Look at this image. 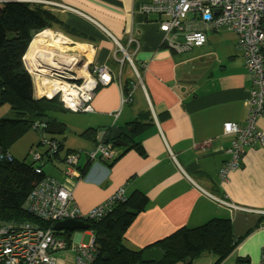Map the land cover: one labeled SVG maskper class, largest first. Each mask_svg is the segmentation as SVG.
<instances>
[{"label":"crops","instance_id":"0c3cea01","mask_svg":"<svg viewBox=\"0 0 264 264\" xmlns=\"http://www.w3.org/2000/svg\"><path fill=\"white\" fill-rule=\"evenodd\" d=\"M44 1L71 7L46 4L72 29L64 32L54 27L69 43H76L78 59L81 46H87L90 63L106 64L114 72L113 81L96 90L91 110L77 112L85 114L71 124L52 116L68 133L62 138L52 137L62 146L47 158L50 165L45 170L46 160L40 163L45 175L69 188L82 212L117 189H123L124 197L133 192L145 194L146 205L123 233V242L131 249L146 247L181 227L194 228L221 218L231 221L233 234L243 236L231 252L237 264H259L264 246V147L245 146L238 168L229 171L224 180L218 176L229 157L225 149L235 136L224 133L223 124L243 125L248 108L251 83L242 55V61L231 58L221 65L204 62L202 54L198 59L189 52L178 53L166 47L157 28L158 15L136 12L147 0ZM125 54L131 56L139 79L124 59ZM127 87L130 100L122 102ZM33 93L43 97L38 85H33ZM8 109L0 103V117H6ZM146 109L153 123L137 137L144 156L116 146L117 156L108 163L88 159L87 152L96 141L95 135L81 134L86 128L120 129ZM256 126L264 130V114L257 118ZM78 151L75 167L79 176L69 177L63 158L68 152ZM9 152L15 158L21 155L17 149L9 148ZM209 195L241 209H230ZM79 230L82 234L74 238L77 232L68 229H59L58 234L68 235V243L76 245L84 243L80 241L83 234L90 235L88 228ZM53 256L56 263L73 264L70 249L54 252Z\"/></svg>","mask_w":264,"mask_h":264},{"label":"built area","instance_id":"2783aa9c","mask_svg":"<svg viewBox=\"0 0 264 264\" xmlns=\"http://www.w3.org/2000/svg\"><path fill=\"white\" fill-rule=\"evenodd\" d=\"M4 1L7 0H0V3ZM19 1L71 8L44 0ZM136 12L143 15H158L156 24L162 33V44L178 53L203 46L206 43L207 31L224 27L235 34L236 46L241 51L244 66L250 75L251 86L243 125L233 122L223 124L224 133L235 135L230 146L225 149L229 157L218 171L220 180H224L229 171L238 168L245 146L258 144L264 147V130L256 126L257 118L264 114V0H147L139 5ZM43 32L44 30L36 33V36ZM53 33L48 34L50 37L48 39L54 42L59 35ZM61 37V43L65 48L60 49V52L56 53L53 51L54 47L46 46L38 49L42 54L31 52L27 55V50L23 56L25 68L31 76L33 85H38L40 96L47 98L57 96L62 106L69 111H89L96 90L112 82L114 72L106 64L90 63L89 57L79 60L78 55L69 48V41ZM130 40L136 41L134 38ZM118 47L122 50L120 46ZM47 48L51 52L46 51ZM124 59L130 63L136 78L139 79L131 56L125 54ZM79 68L83 70L82 73L78 72ZM130 94V90L124 94L122 102L130 100ZM34 127L40 129L39 141L45 147L42 152L31 149V158L35 162L55 153L58 142L43 135L45 125L39 121L34 123ZM117 153V147L111 142L99 143L87 152V157L91 161L101 160L108 163L116 158ZM78 154L79 151L68 152L63 158L64 172L69 177L79 176L75 167ZM5 156L8 160L11 159L10 154L6 153ZM209 196L230 209H241L224 198ZM123 198V189H117L103 201L82 212L77 207L69 188L51 177H44L30 191L23 206L29 214L51 225L39 227L30 222L20 224L0 222V264H57L53 253L66 249L73 252V264H93L96 249L91 229L88 228L90 234L88 243L78 242L76 245H70L65 237L59 236L53 225L65 219L86 223L92 219L98 220L117 200ZM259 264H264V246L260 250Z\"/></svg>","mask_w":264,"mask_h":264},{"label":"trees","instance_id":"16d2710c","mask_svg":"<svg viewBox=\"0 0 264 264\" xmlns=\"http://www.w3.org/2000/svg\"><path fill=\"white\" fill-rule=\"evenodd\" d=\"M53 27L72 32L44 3L19 0L0 3V103L8 105L12 112L11 117H0L1 223L30 222L39 227L51 225L29 214L23 206L30 191L46 177L42 166L34 164L33 160L27 162L13 157L9 147L29 128L40 131L34 127L38 119L44 117L51 120L54 110L65 109L57 96H34L33 82L23 61L33 36ZM129 89H124V93L127 94ZM152 123V115L146 109L120 128V138L126 142L124 151L134 149L144 156L145 151L137 137ZM95 133L96 129L88 127L81 134L94 137ZM37 144L42 145L40 141ZM61 146L58 141V149ZM6 153L10 154V160L6 158ZM147 199L145 194L133 192L117 200L100 219L87 222L94 235L96 254L93 264H174L185 259L189 264L202 252L214 257L213 264H219L243 238L233 234L229 219L213 218L194 228L181 227L146 247L131 249L124 244L123 233L144 208ZM65 237L69 242L68 235ZM152 247L162 251L161 257L141 261L142 252Z\"/></svg>","mask_w":264,"mask_h":264},{"label":"rangeland","instance_id":"374dc122","mask_svg":"<svg viewBox=\"0 0 264 264\" xmlns=\"http://www.w3.org/2000/svg\"><path fill=\"white\" fill-rule=\"evenodd\" d=\"M43 30L44 31L47 30L51 34H52V32H54L53 34L57 35V36L58 35L65 36L64 34H62L61 31H58L59 29H55L54 27L53 28H45ZM43 30H41V31H43ZM206 35H207V38H208V42H206L201 47L193 48V49H191L189 51H186V52H189L188 54H191V56H195L198 59H199L198 54H202L200 59L203 60L204 62H214L215 64H219L220 63L221 65H225L226 63H228L231 58H235L236 60H241L242 61L241 51L236 46V36H235V34L233 32H229L226 28L221 27V28L217 29V31L214 32V33L211 32V31H207ZM37 36H39V35H37ZM37 36L35 34L33 36V38H35ZM48 37H49V35H48ZM33 38H32V40H33ZM55 42L56 41H54V43ZM69 44L71 45V46L68 45L69 48H71L72 51L77 53L76 52V48H77L76 43H69ZM61 45H63V44L61 43ZM60 49H62V48H59V47L55 46L53 48V51L57 53V52H60ZM206 66H204V70H205ZM8 111H9V113L6 116L7 117H11L12 116V112L9 109H8ZM82 114H85V113L71 112V111L66 110V109H64V110L57 109V110H54V112H52L51 115L55 119L63 118L61 120L71 124L72 121L78 115H82ZM67 133L68 132H66V130H64L63 133H60V134H57V135H51V134H47L45 132L43 133V135L46 136V137H48V136L50 137L51 136V137H60V138H62V137L65 136V134L67 135ZM40 136H41L40 131H36L33 128H29L9 148L12 151L14 149H17V150L20 151L21 155L18 156V159H20V160L25 159V161H27V162L29 161L30 162V161H32L31 154H30L31 149L32 150L35 149V150H38V151H41V150L45 149L44 146L37 144L38 141L40 140ZM44 160H46L44 165H43V168L45 170L46 166L50 165V162L47 161V158L43 157L42 159L35 161L34 164L39 165ZM75 232H77V233H75ZM73 233H75V235L73 236V238H74V237L77 236L76 234L81 235L82 234V230H79V231L76 230V231H73ZM89 239H90V235L83 234L82 238L80 239V241H82L84 243H88ZM57 254L58 253H56L55 256H57ZM213 261H214V257L213 256L208 255L205 252H202L198 256L193 257L189 264H209V263L213 264ZM258 262H259V259H258ZM69 263H70L69 261L65 262V263H62V261H60V263L57 262V264H69ZM174 264H186V259L185 260H179V261L175 262ZM219 264H237L236 255L235 254L232 255L230 253Z\"/></svg>","mask_w":264,"mask_h":264},{"label":"water","instance_id":"95a60500","mask_svg":"<svg viewBox=\"0 0 264 264\" xmlns=\"http://www.w3.org/2000/svg\"><path fill=\"white\" fill-rule=\"evenodd\" d=\"M77 64H79V62ZM38 121L45 125V133L47 134H59L65 128L63 124L59 123L55 119L48 120L47 118L42 117L38 119ZM95 141L96 144L111 142L117 147L126 146V142L120 138V131L116 127L97 129L95 134ZM53 228L55 230L68 229L70 231H75L77 229H87L88 223L75 219H65L55 222ZM161 255L162 251L160 249L155 247L147 248L141 254V261L146 262L149 260H157L161 257Z\"/></svg>","mask_w":264,"mask_h":264},{"label":"bare ground","instance_id":"6f19581e","mask_svg":"<svg viewBox=\"0 0 264 264\" xmlns=\"http://www.w3.org/2000/svg\"><path fill=\"white\" fill-rule=\"evenodd\" d=\"M47 34H50L49 32H46V31H44L43 33H41L39 36H37V37H35V38H33V40H31V42H30V44H29V49H28V52H27V55L28 54H30L31 52H37V54L39 53V54H42L41 52H39V50L38 49H43L44 48V46H46V47H48V48H50V47H55V46H57V47H59V48H65L63 45H61V39H62V37H61V35H59L58 37H57V39H55L56 40V42L54 43V42H52L50 39H48V35ZM87 46H81V49H82V54L81 55H79V57L80 58H83V59H86L87 57H89L88 56V53H87V48H86ZM47 48V50L46 51H48V52H51L49 49ZM52 54V53H51ZM88 59V58H87ZM82 69H80L79 68V73L81 72L82 73ZM42 82L43 83H45V84H48V82L47 81H44V80H42Z\"/></svg>","mask_w":264,"mask_h":264}]
</instances>
